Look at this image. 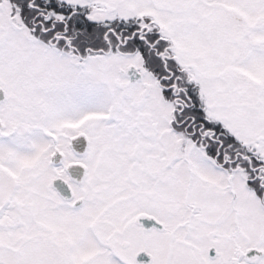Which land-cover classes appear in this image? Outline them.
<instances>
[{"label":"snow or ice","instance_id":"snow-or-ice-1","mask_svg":"<svg viewBox=\"0 0 264 264\" xmlns=\"http://www.w3.org/2000/svg\"><path fill=\"white\" fill-rule=\"evenodd\" d=\"M0 264H264V0H0Z\"/></svg>","mask_w":264,"mask_h":264}]
</instances>
